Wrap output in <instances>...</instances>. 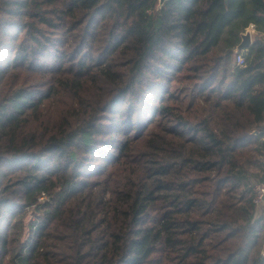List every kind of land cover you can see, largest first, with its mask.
I'll list each match as a JSON object with an SVG mask.
<instances>
[{"label":"trees","instance_id":"16d2710c","mask_svg":"<svg viewBox=\"0 0 264 264\" xmlns=\"http://www.w3.org/2000/svg\"><path fill=\"white\" fill-rule=\"evenodd\" d=\"M3 105L0 264H264V0H0Z\"/></svg>","mask_w":264,"mask_h":264},{"label":"rangeland","instance_id":"374dc122","mask_svg":"<svg viewBox=\"0 0 264 264\" xmlns=\"http://www.w3.org/2000/svg\"><path fill=\"white\" fill-rule=\"evenodd\" d=\"M250 33H252L253 38L256 37V35H257V32L255 30L252 31V32H250ZM233 64L236 65L234 63V60H233ZM7 110L8 109H7V107L5 105H3L2 106V109H0V122H2L4 120V115L7 112ZM252 171L257 174V176H253L252 179H251L252 180V183L255 186V190H256V185L259 182L264 181V180H261V179L264 178V171L262 170V168L260 166L259 167H253L252 168ZM261 186L264 188V184H262ZM48 200H49V198L47 196H43L40 199L39 209L41 211H44L46 208H49L50 207V204H49V201ZM261 205H262V207L258 208L255 218H257L264 211V199L261 202ZM29 219H31V215L26 216L25 221L28 222Z\"/></svg>","mask_w":264,"mask_h":264},{"label":"built area","instance_id":"2783aa9c","mask_svg":"<svg viewBox=\"0 0 264 264\" xmlns=\"http://www.w3.org/2000/svg\"><path fill=\"white\" fill-rule=\"evenodd\" d=\"M252 28H253L252 30H255L254 26H252ZM247 30H249V27H246L245 30L242 33H245ZM251 35H252V33H251ZM245 51L246 50L236 51L237 54H236V57H235V60H234V63L236 65H238V66H244L245 65V62H246L245 61V55H244ZM262 184H264V181L259 182L256 185L255 196L253 198V202H254V205L256 207V213H257L258 208L262 207L261 202L264 199V188L261 186Z\"/></svg>","mask_w":264,"mask_h":264},{"label":"water","instance_id":"95a60500","mask_svg":"<svg viewBox=\"0 0 264 264\" xmlns=\"http://www.w3.org/2000/svg\"><path fill=\"white\" fill-rule=\"evenodd\" d=\"M165 0H160V4L164 3ZM257 37V36H256ZM256 37H252L249 30L241 34V41L236 46L235 51L248 50L249 46L253 43Z\"/></svg>","mask_w":264,"mask_h":264},{"label":"crops","instance_id":"0c3cea01","mask_svg":"<svg viewBox=\"0 0 264 264\" xmlns=\"http://www.w3.org/2000/svg\"><path fill=\"white\" fill-rule=\"evenodd\" d=\"M252 26H254L253 24L252 25H250L249 26V30L252 32V31H254V30H252L253 28H252ZM255 31H256V29H255ZM257 32V31H256ZM246 52V51H245Z\"/></svg>","mask_w":264,"mask_h":264}]
</instances>
